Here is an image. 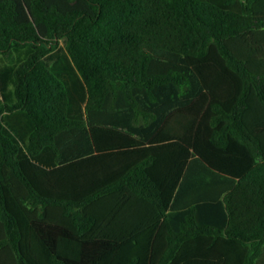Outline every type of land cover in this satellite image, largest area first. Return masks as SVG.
I'll list each match as a JSON object with an SVG mask.
<instances>
[{
    "label": "trees",
    "instance_id": "16d2710c",
    "mask_svg": "<svg viewBox=\"0 0 264 264\" xmlns=\"http://www.w3.org/2000/svg\"><path fill=\"white\" fill-rule=\"evenodd\" d=\"M0 55V264H264V0H0Z\"/></svg>",
    "mask_w": 264,
    "mask_h": 264
},
{
    "label": "crops",
    "instance_id": "0c3cea01",
    "mask_svg": "<svg viewBox=\"0 0 264 264\" xmlns=\"http://www.w3.org/2000/svg\"><path fill=\"white\" fill-rule=\"evenodd\" d=\"M53 61V62H52ZM51 62L53 63V67L58 73V77L60 78V74L63 77L72 78L74 82H76L77 90H81V77L79 76L77 70L72 66L71 62L67 61V59H54ZM12 66V65H10ZM13 67L2 68L0 70V104L7 103L9 99V104L14 102L13 89H14V80H13ZM85 106V103L82 105ZM4 120L6 124L13 129V131L19 133V139L22 145L26 144L27 136V124H25L24 132L22 133V127L16 126V118L15 116L12 118L9 114L4 116Z\"/></svg>",
    "mask_w": 264,
    "mask_h": 264
},
{
    "label": "rangeland",
    "instance_id": "374dc122",
    "mask_svg": "<svg viewBox=\"0 0 264 264\" xmlns=\"http://www.w3.org/2000/svg\"><path fill=\"white\" fill-rule=\"evenodd\" d=\"M65 45H66V41L65 40H61L57 49L55 51H53L48 57H46L45 59V62L48 66V68L58 76V73L57 71L55 70V68L53 67V61L54 59H67V61H69L68 59V54L66 52V49H65ZM30 49H25V50H22V51H19V52H16L15 53V65H18L20 63H22L23 61L26 60V58L28 57L29 53H30ZM52 61V62H51ZM71 62V61H69ZM9 67H13V66H10L9 64L6 63V61L4 60V58L0 55V70L2 68H9ZM9 103V99L7 100Z\"/></svg>",
    "mask_w": 264,
    "mask_h": 264
},
{
    "label": "bare ground",
    "instance_id": "6f19581e",
    "mask_svg": "<svg viewBox=\"0 0 264 264\" xmlns=\"http://www.w3.org/2000/svg\"><path fill=\"white\" fill-rule=\"evenodd\" d=\"M82 112V111H81Z\"/></svg>",
    "mask_w": 264,
    "mask_h": 264
}]
</instances>
